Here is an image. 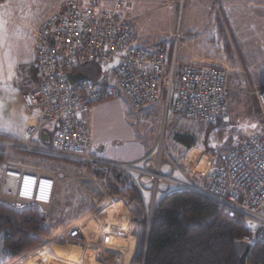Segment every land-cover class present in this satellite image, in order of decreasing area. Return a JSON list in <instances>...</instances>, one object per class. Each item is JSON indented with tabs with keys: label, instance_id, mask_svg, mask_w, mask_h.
<instances>
[{
	"label": "built area",
	"instance_id": "built-area-1",
	"mask_svg": "<svg viewBox=\"0 0 264 264\" xmlns=\"http://www.w3.org/2000/svg\"><path fill=\"white\" fill-rule=\"evenodd\" d=\"M131 8V0H115L111 5L106 0H63L34 30L40 77L23 98L29 107L39 110V120L24 140L0 137V144L5 146L0 162V203L35 207L47 217L57 185L72 180L73 174L65 168L25 160L21 151L27 150L48 160L78 162L82 173L87 172L96 182H103L112 169L123 170L136 182L146 202L145 192L151 191L153 198L161 190V181L175 182L178 188L192 187L217 201L230 217L240 214L244 225L254 220L255 228L248 227L264 244V130L235 137L222 164L210 170L202 184H184L173 177L178 166L165 155L164 135L160 136L158 153L145 156L140 165L109 159L95 149L94 132L83 112L100 101L126 95L141 108L162 98L165 125L169 113L181 114L184 120L199 125L226 119L230 94L241 90L231 84L227 64L180 59L178 39L171 49L164 42L152 47L138 45ZM84 62L100 69L111 65V80L103 75L102 83L84 79L71 85L67 73L77 72L75 69ZM255 92L264 120V90ZM50 128L56 132L52 137L47 133L52 139L49 144L33 139ZM167 163L173 169L170 174L162 172ZM144 177L151 179L150 187ZM104 239L102 235L98 244ZM56 242L99 248L82 236L81 222L56 228L38 250ZM117 252L121 260L124 253ZM27 257L13 264L23 263Z\"/></svg>",
	"mask_w": 264,
	"mask_h": 264
},
{
	"label": "rangeland",
	"instance_id": "rangeland-1",
	"mask_svg": "<svg viewBox=\"0 0 264 264\" xmlns=\"http://www.w3.org/2000/svg\"><path fill=\"white\" fill-rule=\"evenodd\" d=\"M61 1L63 0H0V129L4 131L0 132L1 135L18 137L13 136L18 135L15 132L17 129L23 131L24 139L38 122L37 117L25 120L28 113L30 117L36 108L26 104L21 95L20 81H23L24 77L28 80L27 85L31 84L29 78L32 76L28 75V71H32L31 65L35 62L33 32ZM106 1L111 5L115 0ZM131 2L134 6L132 16L136 20L137 30H148L153 33L152 41L164 42L169 48L178 39L179 57L190 51H199V40L207 43L205 48L212 50L213 59L231 68V84L241 90L230 94V112L223 121L225 129L221 134L218 133V137L211 134L206 143L204 140L207 139V130L203 128L206 124L170 120L174 119V116L169 113V120L165 125L163 99L141 108L135 107L126 95L100 101L83 112L94 132L95 149L109 159L140 165L145 156L158 153L159 139L164 135L165 155L172 165L176 163L179 167L173 177L185 182L184 184L194 183L196 178H200L203 183L209 171L219 166L217 157L210 148L219 149L217 155H224L229 146H232L235 137L244 138L253 131L264 130V120L255 92L257 89H264V0ZM5 4H15L17 7L6 8ZM208 8H212V11ZM170 33H175L174 38ZM213 34L214 38L211 39ZM87 66V71L95 68L93 64ZM111 68V65H107L101 69L109 81ZM186 131L197 136V144L193 147L188 148L177 141V132ZM33 139L37 141L40 136ZM27 161L65 168L73 174L72 180L60 181L58 186V199L67 197L70 199L69 206L60 204L58 212L53 210L52 213H56L55 218L64 216L68 220L66 225L81 222L82 236H90L83 229L82 221L84 209L90 207V195L87 192H91L89 184L92 182L87 172L83 174L70 166L71 163H80L68 164L58 158L48 160L39 155ZM172 170L169 163L162 168L164 174H170ZM144 183L148 187L152 185L149 177H144ZM159 187L165 190L161 192L158 189L157 195L156 192L153 195L154 198L151 191L145 192L149 216L162 194L167 193L166 189L172 190L178 188V185L175 182L161 181ZM65 210L67 211L64 212ZM247 224L252 228L256 226L251 219ZM255 238L253 234L250 240ZM104 242L113 250L96 253L97 248L73 242H56L54 248L58 254L73 252L74 260H64L69 264H88L89 258L90 264H125L126 259L129 261L134 253L135 241L132 240L129 246L126 244L129 248L126 257L123 255L122 259L118 260L116 253L120 250L119 240L108 236ZM37 254L26 256L24 264H38L39 260L45 261L47 258V253ZM81 256H84V260H78Z\"/></svg>",
	"mask_w": 264,
	"mask_h": 264
},
{
	"label": "trees",
	"instance_id": "trees-1",
	"mask_svg": "<svg viewBox=\"0 0 264 264\" xmlns=\"http://www.w3.org/2000/svg\"><path fill=\"white\" fill-rule=\"evenodd\" d=\"M87 65H81L75 71H87ZM97 69L95 73L87 71L96 81L102 77L101 69ZM39 71V64L33 62L32 75L35 79ZM223 121L203 126L207 130L205 143L211 134L218 137V133H222L225 129ZM217 127L219 129L216 130ZM196 137L188 131L176 134L177 141L188 148L197 144ZM36 142L40 143L39 140ZM210 151L216 155L218 165H221L224 155H217L219 149L210 148ZM4 152L5 146L0 144V162ZM21 152L24 157L39 155L27 150ZM107 176L117 186L116 198L126 202L137 223L134 231L137 237V250L133 258L135 263L240 264L236 243L246 236H253L252 230L243 224L240 214L230 217L213 198L193 189L175 188L157 203L149 227L147 204L133 178L116 168ZM193 182L202 183L200 178ZM45 221L46 216L35 207L15 208L0 203V264H13L37 250L51 235ZM250 243L247 264H264V244L256 239Z\"/></svg>",
	"mask_w": 264,
	"mask_h": 264
},
{
	"label": "crops",
	"instance_id": "crops-1",
	"mask_svg": "<svg viewBox=\"0 0 264 264\" xmlns=\"http://www.w3.org/2000/svg\"><path fill=\"white\" fill-rule=\"evenodd\" d=\"M133 7L134 6H132V8H131V13H132ZM208 10L212 11V8H208ZM132 15H133V13H132ZM138 18H140V17H138ZM135 29H136V43L138 45L144 46V47H152L154 44L157 43L156 40L152 41L153 33L149 32L148 30L140 32L139 30H137V26L135 27ZM156 34L157 33H155V35ZM163 34H165V33H163ZM170 34H171V37L174 38L175 33H170ZM200 37H201V34H199V39H200ZM211 37H212L211 39H213L214 34ZM205 44H207V43H204V42L199 40V51H196V52L190 51V52H188V54L182 55L179 58L183 59V60H200V61L203 60V61L214 62V63H222L221 61L213 59L214 55H213L212 50L211 49L207 50V48H205ZM168 48H169V46H168ZM171 48H169V49H171ZM178 56H179V51H178ZM29 70H30V73L32 76L31 78H29V82L31 84L27 85L28 80L24 79V77L22 78L23 81H20V86L22 87L21 88V95L22 96H23V93L25 91L32 89L33 83L38 81V79L40 77V71L38 74V78L35 79L32 75L31 69H29ZM81 70L84 72H87L83 69H81ZM92 71L95 73L96 71H98V69H96V70L92 69ZM101 72H102V76L105 75L102 70H101ZM87 73H89V72H87ZM172 115L174 116V119H170V120H184V118L181 114L172 113ZM34 117H37L39 120V110L38 109H34V113H32L30 117H29V113H28L25 120H33ZM22 127H23V125H22ZM0 132H4V131H2V129H0ZM15 132L18 135H13V136H18V137H8V136H6V137L8 139H11V140H24L29 136V134H28L23 139L22 138L23 134H24L23 131H18L16 129ZM55 132H56V128H50L48 130V132H43V133L37 135L36 137L40 136V139H39L40 143L49 144L52 139H50V136L47 133H49L52 137V136H54ZM44 135H47V138H44ZM2 136H4V135H2ZM22 156H23V154H22ZM23 158L26 160L32 159L31 157H27V156L26 157L23 156ZM68 164H70V163H68ZM71 164H70V166H72L73 168H77L78 171L82 172L83 169L80 168V166L75 165L74 163H71ZM176 172H177V170H176ZM90 180L92 183L89 184L90 185L89 188L92 190H91V192H87L90 195V207L87 210L84 209V219L82 221L83 229L86 230L87 234L90 235V236H86V238L89 241L95 243V246H98L99 245L98 243L101 242V236L102 235H105V239L108 236L116 238L117 240H119V243H121V244H119L120 250L123 251L125 257L129 251V248H128L129 244L131 243L132 240L135 241L134 253H133V255L129 261H127V259H126L125 264H136L134 262L133 258H134V255L136 253V250H137V237L134 234L137 223L132 217L133 216L132 211L129 209V207L127 206V204L124 200L116 198L115 191L117 189V186L114 182L109 180L108 176L105 177V180L103 182H96V181L92 180L91 178H90ZM58 186H59V184L57 185V188H56L55 198H54V202H53L51 211L49 213V216L46 217V221H45L46 228L49 229L51 232L60 226H66V222L68 221L65 219L64 216H62V217L60 216L58 218H55L56 213H52L53 210L55 212H58L57 208L61 206L60 204H64L67 207L70 204V199H68L67 197H64L60 200L58 199V195H59L58 194V191H59ZM146 186H147V184H146ZM163 190H165V189L161 188V192H163ZM166 190H167V193H168V191H170L169 189H166ZM167 193H163L161 199ZM55 203H56V208H55ZM66 211L67 210H65L64 212H66ZM105 239L103 240L102 244L99 245V248L96 250V253H98L100 251L107 253L106 252L107 244L104 242ZM54 247H55V244L51 245V248L47 247V248H44L42 250L37 249V251L35 250L34 253L33 252L31 253V256L34 254H37V253H43L44 252V253H47V258L45 259V261L39 260L38 264H61V262H62V264H69L64 260H66L67 258L72 259L73 256L67 257L64 254H58ZM68 250L71 251L69 248H68ZM72 255H73V252H72ZM31 256H29V257H31ZM81 258L84 260V256H81L80 258L78 257V260ZM72 260H74V258ZM87 261H88L87 263L90 264L89 262H91V259L89 258ZM24 262H26V261H23L22 264H24Z\"/></svg>",
	"mask_w": 264,
	"mask_h": 264
},
{
	"label": "water",
	"instance_id": "water-1",
	"mask_svg": "<svg viewBox=\"0 0 264 264\" xmlns=\"http://www.w3.org/2000/svg\"><path fill=\"white\" fill-rule=\"evenodd\" d=\"M86 64H87V62L83 63V65H86ZM67 75H68L69 82L71 85H75L80 80L94 79L93 76H91L89 73L84 72L82 70H79L77 72L69 71L67 73ZM98 82L102 83L103 78H100L98 80ZM44 138H47V135H44ZM187 188L195 190L192 187H187ZM152 217H153V214L149 218V227H150V224L152 222ZM236 248H237V253H238L239 260H240V264H247V257L250 253V250H251V243L249 241H246V240H240L236 243Z\"/></svg>",
	"mask_w": 264,
	"mask_h": 264
},
{
	"label": "clouds",
	"instance_id": "clouds-1",
	"mask_svg": "<svg viewBox=\"0 0 264 264\" xmlns=\"http://www.w3.org/2000/svg\"><path fill=\"white\" fill-rule=\"evenodd\" d=\"M5 7L6 8H16L17 7V5H15V4H5Z\"/></svg>",
	"mask_w": 264,
	"mask_h": 264
},
{
	"label": "bare ground",
	"instance_id": "bare-ground-1",
	"mask_svg": "<svg viewBox=\"0 0 264 264\" xmlns=\"http://www.w3.org/2000/svg\"><path fill=\"white\" fill-rule=\"evenodd\" d=\"M30 152H31V151H30ZM154 210H155V209H154ZM154 210H153V211H152V210L150 211V217H151V214H153ZM251 228H252V227H251ZM52 257H53V256H52Z\"/></svg>",
	"mask_w": 264,
	"mask_h": 264
},
{
	"label": "flooded vegetation",
	"instance_id": "flooded-vegetation-1",
	"mask_svg": "<svg viewBox=\"0 0 264 264\" xmlns=\"http://www.w3.org/2000/svg\"><path fill=\"white\" fill-rule=\"evenodd\" d=\"M95 68H93V69H97V67L96 66H94Z\"/></svg>",
	"mask_w": 264,
	"mask_h": 264
}]
</instances>
